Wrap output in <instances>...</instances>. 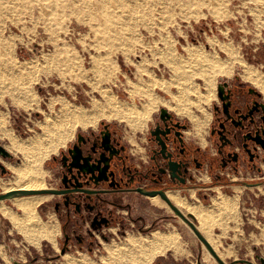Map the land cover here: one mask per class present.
<instances>
[{
  "label": "rangeland",
  "instance_id": "374dc122",
  "mask_svg": "<svg viewBox=\"0 0 264 264\" xmlns=\"http://www.w3.org/2000/svg\"><path fill=\"white\" fill-rule=\"evenodd\" d=\"M38 1L0 0V116L2 115L0 118L5 121L2 126L22 140L26 141L33 136L41 135L43 132L41 122L45 115L55 117L64 100L71 105V108L75 106L77 110H83L85 113L96 112L93 109L99 105L103 107L105 104L104 97L100 94L103 88L110 90L120 104L141 107L148 98L138 93L132 96L131 92L135 84H144L148 78H152L151 73L155 78L171 80L174 71L171 70L170 59H185L188 50L193 47L204 51L211 60L217 59L216 64L220 67L228 57L220 43L230 42L229 44L238 52L236 54L240 60L234 62L230 74L213 76V86L224 78L239 76L243 78L245 67L255 68L264 78V0H212L211 5L207 0L204 3L194 0L185 1L183 5L178 0H167L168 9L161 4L163 2L141 0L139 1L141 9L139 8L137 14L126 15L122 22L114 25L115 36L112 39L96 36L91 28L90 11H87L81 2L91 3L95 0H79V4H72L63 14H60L61 9L58 7L54 10V7L42 6ZM51 13H54L53 18ZM182 64L181 69L188 72L183 75L179 69L178 76H191V73L195 72L192 81L197 84L198 91L205 93L204 78L200 75L211 74L209 67L198 63L182 62ZM213 86V92L207 100H199L190 105L191 111L198 114L196 116L205 123L209 119L208 105L215 92ZM23 87L31 88L36 96L35 100L29 98L23 100L21 96V101L29 102L27 108L17 104L11 97V93L17 95ZM175 89L174 85H170L169 92L158 87L152 92L159 100H170L172 99L170 92L175 93ZM166 92L168 95L165 94ZM52 98L55 99L53 104L50 102ZM190 98L194 102L197 99L196 93L191 92ZM157 109V107L153 109L143 122L129 123L120 117L105 115L97 118L87 127L77 125L66 138L67 140L65 139L55 151L48 153L41 163L45 171L43 187L49 186L47 177L49 173L45 167L47 162L53 154L58 153L59 149L73 142L76 132L97 129L104 121L121 127L123 135L131 137L138 130L145 131L146 125ZM2 126H0V134ZM0 144L6 148V145H9L8 139L0 135ZM43 150L41 149V152ZM9 153L13 160L4 161L8 174L0 175V192H4L2 182L7 184L14 180L13 165H19L23 161L20 152ZM262 189L264 191V187ZM229 192L233 197L238 194L231 189L227 191ZM254 192L258 193L256 190ZM213 193L214 191L212 195ZM222 193L227 195L225 191ZM201 202L204 204L203 201ZM248 202L255 206L248 207ZM45 203L47 202L42 201L38 204L36 216L28 221L25 220L19 229L2 209H9L17 217H23L22 210L14 202V198L0 200V264L16 262L63 264V256L57 259L47 258L59 253L56 242L61 234L56 228L52 230V211L50 209L45 211ZM209 203L210 201L206 204ZM259 212L262 214L261 217ZM237 214L238 216H235L237 221L232 231L255 233L254 236H247V240L244 241L250 250L247 256L252 260L245 259L255 264L258 260L254 255L260 257L264 254V194L253 197L250 191H243L242 195L239 194ZM257 214L258 218L254 217ZM182 225L185 226L183 222ZM183 229L182 242L185 255L182 254L181 241L172 240L168 251L153 257L149 264H201L198 258V256L202 257L201 250L204 255L206 253L207 257L211 258V262L218 264L193 233L187 228ZM134 234L141 235L139 232ZM130 235H125V238L120 236V241L117 243L121 245ZM256 236L258 238L252 240ZM258 239L259 242H255ZM194 241H197L198 245L191 243ZM256 244L260 246L259 251L253 250V245ZM213 245L216 250L215 243ZM223 247H226L225 243ZM106 248L103 251L95 247L94 255L92 254L91 257L85 251L79 250L67 254L76 259L84 254L96 264H102L101 257L108 254ZM218 254L221 258H226V264H229L232 257L239 255Z\"/></svg>",
  "mask_w": 264,
  "mask_h": 264
},
{
  "label": "flooded vegetation",
  "instance_id": "af4514ba",
  "mask_svg": "<svg viewBox=\"0 0 264 264\" xmlns=\"http://www.w3.org/2000/svg\"><path fill=\"white\" fill-rule=\"evenodd\" d=\"M214 91L203 130L187 115L159 105L134 143L121 127L103 121L97 129L76 132L73 142L51 156L45 166L49 186L43 188L50 192L39 195L49 196L44 208L52 211L61 236L59 253L49 257L77 250L91 257L95 247L105 251L120 236L151 235L167 223L180 236L182 222L190 227L172 206L192 214L194 220L188 218L197 228L194 214L178 207L170 193L193 205L191 194L206 204L214 188L227 193L232 186L257 192L264 187L263 91L240 76L217 81ZM5 160L13 157L0 154L1 176L8 174Z\"/></svg>",
  "mask_w": 264,
  "mask_h": 264
},
{
  "label": "bare ground",
  "instance_id": "6f19581e",
  "mask_svg": "<svg viewBox=\"0 0 264 264\" xmlns=\"http://www.w3.org/2000/svg\"><path fill=\"white\" fill-rule=\"evenodd\" d=\"M139 1L141 0H95L92 1L91 3H89L88 1L81 3H83L87 11H90L89 18L91 20V28L93 32L96 34V36L99 37L102 36L106 39L108 38L112 39L115 36L114 25L116 26L117 23L119 24L120 21L122 22L126 15L131 16V13L138 12L140 8ZM154 1L163 2L161 4L165 6L169 2L167 0H154ZM178 1L183 5L185 1L191 2L192 0H178ZM194 1L198 3H204L205 0H194ZM207 1H209L208 4L210 5L213 4L212 0H207ZM38 2H40L42 6H46V7L52 6L54 7L53 8L54 10L55 7H58L59 9H61L60 14L65 13V10L70 8L72 4L76 5L80 3L79 0H39ZM143 10L145 11V9ZM51 16L53 18L54 13H51ZM229 43L230 42L223 44L220 43L228 55V57L223 62L224 65L221 64V67L219 64L218 65L216 64L217 59L211 60L210 57L207 56L204 51L193 47L192 49L188 50V56L185 57V59H181V60L179 58L178 60L176 58L170 59L169 61L171 62L170 67H172L171 70L174 71V77L171 80L165 81L162 78H155L151 73L150 76L152 78H148L144 84L142 85L135 84L134 89L131 92L132 96L135 93H138L142 97L148 98V101L139 108H136L134 105L132 106L125 103L120 104L119 101H117L116 96L112 94L110 90H108L107 88H103L100 91V94L102 95V97H104L105 104H103V107L97 105L98 107L96 109H93L96 110V112L90 111L88 113H85L83 110L81 111L77 110L75 106H72L71 108L70 107L71 105L65 103L64 100L63 102H61V106L60 108H58L59 112H57L55 117L45 115L44 120L41 122V126L43 128L42 134L36 135V137L33 136V138H30L26 141L17 138L8 129H5V127L2 126L5 123V121L3 118H0V126L3 127L1 129L2 133L0 135L6 137L9 142V145H6V149L12 154L20 152L23 157V161L19 165H13V172L15 173L14 180L10 181L7 184L5 182L1 183L4 192L14 189H27V190L43 189L44 188L43 176L45 171L41 167V163L43 162L45 157H47L48 153L55 151L60 144L65 142L64 140L71 135V133L74 131L73 129L77 125H80L82 127H87L88 124H91L97 118L103 117L105 115L107 117L110 116H115L117 118L120 117L128 121L129 123H133L134 121L143 122L148 118L149 113L156 108L159 102H161L163 106L165 105L167 107H170L169 101L159 100L156 94L152 92V90L155 87H158L161 90L163 89L168 90L170 85H174L176 87V93L171 92L172 100L175 102V106L173 107H175L177 112H185L190 115L191 114L190 105L194 104L197 101L199 102V100L202 101L207 100L210 94L213 92L212 77L218 74H225V73L230 74L231 67L234 64V62L240 60L238 59V56L236 54L237 51H235V49ZM182 62H184V64L198 63V64H202V66L206 65L207 67H209L211 74L205 75L204 73V75H200L204 78L203 82H204V87L206 89L205 93H201L200 91H198L197 90L198 87H196L197 84L192 81L194 77L193 73L195 72L191 73V76L188 75L183 76L188 71L184 72L183 69H181L183 65ZM189 68L195 69L194 67H189ZM179 69L180 72L183 73L182 76H178V74H180ZM244 70L245 71L242 73L243 78L253 84H256L258 88L261 89V91H263L264 93V78H262L261 76L262 74H259L255 70V68L252 69L250 67H245ZM191 92H195L197 96V99L194 100V102L190 98ZM21 96L24 98L23 100H26L27 98H29V100H35L36 97L32 93L31 88L29 89L23 87L21 90L18 91L17 95L11 93V97L13 101H15L17 104L25 108H27L29 102L21 101L20 99ZM54 101L55 99L52 98L50 102L53 104ZM0 117H2V115ZM41 149L44 150L41 152ZM47 197H48L47 195L45 196L29 195L22 197H14V202L22 210L23 217H17L16 215L14 216L13 213L6 208H3L2 211L5 213V215H7V217L11 218L12 222L16 224L19 229H21V224L25 220L28 221L30 220L31 217L36 216V206L42 203V201H45ZM169 197L174 200V202L178 207L180 208L184 207L186 211L193 213L197 218H199L200 220V227H198L199 229L201 228L204 232L209 231V228L206 224V216L209 215V211L207 212L201 206L195 207L194 205L186 202L184 198H180L175 194L170 193ZM223 198L225 199V197ZM218 199H214V205L216 207L221 205L220 204L221 201L219 202ZM153 200L158 202V199L154 197ZM54 230L55 227H53V231ZM174 238H175L174 235L170 233L166 235L165 233H159V232L152 233L150 237L142 236V235H138L137 237L128 236L127 241L123 243L122 247L115 246L114 243L113 244L115 247L108 246L109 247L107 248L108 254L106 257H101V262L102 264H149L155 255L163 254L165 252L166 248L169 247V242ZM206 239L208 240V238ZM31 240L32 239H29V241ZM208 242L211 243L210 240H208ZM211 246L213 247V249L215 248L213 243H211ZM63 257H64V260L62 262L63 264H96L95 262L93 261L91 262L90 260H88L87 257L83 254L77 259L76 257L70 254H64ZM219 257L221 258L220 255ZM205 258H207V256H205Z\"/></svg>",
  "mask_w": 264,
  "mask_h": 264
},
{
  "label": "crops",
  "instance_id": "0c3cea01",
  "mask_svg": "<svg viewBox=\"0 0 264 264\" xmlns=\"http://www.w3.org/2000/svg\"><path fill=\"white\" fill-rule=\"evenodd\" d=\"M153 75V74H152ZM153 77H155L154 75H153ZM253 84V83H252ZM254 85H256V84H254ZM215 87V86H214ZM258 87V86H257ZM168 92L170 91V90H167ZM175 91V93H176V89L174 90ZM171 93V92H170ZM214 95H215V92H214ZM215 97V96H214ZM172 98V97H171ZM213 98V97H212ZM211 98V99H212ZM210 99V100H211ZM164 100H166V99H164ZM163 100V101H164ZM166 101H169V105H170V107H172V108H174L175 109V107H173V106H175V102L172 100V99H170V100H166ZM159 105H162V103L161 102H159L158 103V106ZM158 106H156V107H158ZM176 110V109H175ZM177 112V111H176ZM177 113H181V114H185V115H187L189 118H190V120H191V122L193 123V125H194V127L198 130V129H200L201 128V130H203V129H205V127L208 125V123H209V119H208V121L205 123V121H200L201 120V118L200 117H197L196 115H198V114H196L195 112L193 113V111H191V109H190V115L189 114H187V113H185V112H177ZM193 113V114H192ZM208 115H209V113H208ZM193 116V117H192ZM197 124V125H196ZM139 131V130H138ZM138 131H136V132H134V134H133V136H131V137H126L130 142H132V143H134L135 142V139H134V136H135V134L138 132ZM140 132V131H139ZM141 132H143V131H141ZM138 135V134H137ZM263 188V187H262ZM261 187H259V189H258V193H256V192H254V189H252L251 191L250 190H247L246 188H244V186H232L231 187V191H236V192H238V194H237V196H232L233 194H230V192L229 193H227V195H225V194H223L222 193V190L220 189V188H214V193H213V195L212 196H210L211 198H210V203L207 205V204H203L201 201V198H199L198 196H195V195H193V194H191V198L193 199V205L195 206V207H197V206H201L204 210H206L207 212L209 211V215H207L206 216V224H207V226H208V228H209V231L208 232H204L201 228H200V231L202 232V234L204 235V237L205 238H208V240H210V242L211 243H215V245H216V250L218 251V253H221V254H229V253H237V254H239L237 257H232L229 261H233V260H235V259H239V258H243V259H245V258H248V259H251L252 260V258L251 257H248L247 256V254H248V252L250 251L248 248H247V243L246 242H244V241H246L247 240V236H254L255 235V233L254 232H249V233H246V231H236V230H234V231H232V229L235 227V222L237 221V217H235V216H238V214H237V207H238V202H239V194L240 195H242V192L243 191H250V192H252L251 193V195L253 196V197H258V194H264V191H263V189H262ZM221 195V196H220ZM223 197H225V199L223 198ZM219 198V199H218ZM214 199H218L219 200V202L221 201V205L220 206H218V207H216L215 205H214ZM222 200H225V201H222ZM249 203H251V202H248L247 203V205L249 204ZM252 205H248V207H254L255 205H253V203H251ZM227 205V206H226ZM184 208V207H183ZM195 216V215H194ZM52 217V216H51ZM195 219H196V226H197V228L198 227H200V220H199V218H197L196 216H195ZM254 221V220H253ZM52 225H51V227H52V230H53V227H55L56 229H57V225H56V223H55V221L54 220H52ZM253 223H255V221L253 222ZM168 224V223H167ZM167 224H163L162 225V227H164V229L165 230H160V229H156V230H154V231H152V233H154V232H159V233H165L166 235H168L169 234V232H170V234H172V235H174V239L173 240H178V241H181V244H182V248H181V250H182V254L183 255H185L184 254V251H183V249H184V244H183V242H182V237H183V231H184V229L183 228H187L188 229V231H190L191 232V230L185 225H182V223L180 224V229H181V235L179 236V234L178 233H174L175 231H174V229H172L173 227H172V225L169 223L168 225ZM167 225V226H166ZM167 227V228H166ZM58 230V229H57ZM152 233H151V235H152ZM192 233V232H191ZM206 233V234H205ZM151 235H148V237H150ZM130 236H133V237H137L138 235H135L134 233H131V235ZM128 237V236H127ZM252 238V237H251ZM258 237L256 236V237H254V238H252V240H254V239H257ZM33 240V239H32ZM207 240V241H208ZM126 241H127V239H126ZM126 241H124V242H126ZM172 241V240H171ZM170 241V242H171ZM123 242V243H124ZM169 242V243H170ZM228 242V243H227ZM255 242H259V239L258 240H256ZM123 243L120 245V244H118V243H115V246H118V247H122V245H123ZM192 244H195V245H198V242L196 241H194V242H191ZM210 243V244H211ZM223 243H225V245H226V247H223ZM244 243H246V244H244ZM107 246V248H109L108 246H114V244L112 243L111 245L110 244H107L106 245ZM105 246V247H106ZM114 246V247H115ZM104 247V248H105ZM106 248V249H107ZM168 249L169 248H166V250L168 251ZM215 249V248H214ZM259 249H260V246H258L257 244L256 245H253V250H255V251H259ZM165 250V251H166ZM252 250V251H253ZM107 251H108V249H107ZM216 251V252H217ZM199 252H200V250H199ZM253 253V252H252ZM201 255H202V257L200 258L199 256H198V258L200 259V262H201V264H214L213 262H211V258H209V257H207V258H205L204 256H207L206 255V253H205V255H204V253H202V250H201V253H200ZM199 254V255H200ZM84 255V254H83ZM158 255H161V254H158ZM182 255V256H183ZM86 256V255H85ZM107 256V255H106ZM106 256H102V257H106ZM155 256H157V255H155ZM154 256V257H155ZM255 257L257 256V255H254ZM261 256V255H260ZM87 257V256H86ZM262 257H264V254H262ZM203 258V259H202ZM87 259L88 260H90L91 262H92V260L91 259H89V257H87ZM222 259L224 260V262H225V259L226 258H223L222 257ZM255 264H258V261H256V263Z\"/></svg>",
  "mask_w": 264,
  "mask_h": 264
},
{
  "label": "water",
  "instance_id": "95a60500",
  "mask_svg": "<svg viewBox=\"0 0 264 264\" xmlns=\"http://www.w3.org/2000/svg\"><path fill=\"white\" fill-rule=\"evenodd\" d=\"M162 112H164V110H162ZM0 154L3 157H8V158L12 157L11 154L5 149V147L2 144H0ZM3 171L4 170L2 169V172ZM47 192H50V190H47V189H29V190H27V189H14V190L6 191V192H1L0 193V200L11 199V198L20 197V196L45 194ZM172 209H173L174 213L177 214L184 222H186V224L190 227V229L193 230L196 238L200 241V243H202L205 246L206 250L211 255V257L215 258L216 261L218 262V264H226L224 262V260L219 257V255L217 254L215 249H213L211 244L207 241V239L200 232V230L195 227L194 223L191 221V220H194L193 215L188 214V217L191 218V220H189V218L186 217L184 214H182L178 208L172 206ZM64 252H65V247L61 249V254ZM47 258L53 259V257H49V256ZM256 258H257L259 264H264V257L256 256ZM15 264H25V263L16 262ZM229 264H254V263L248 259H245V260L236 259V260L230 261Z\"/></svg>",
  "mask_w": 264,
  "mask_h": 264
}]
</instances>
